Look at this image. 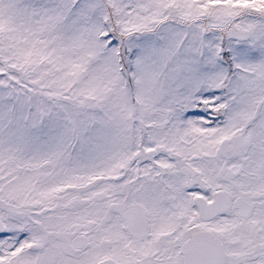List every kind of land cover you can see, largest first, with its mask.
<instances>
[{"label":"snow or ice","instance_id":"obj_1","mask_svg":"<svg viewBox=\"0 0 264 264\" xmlns=\"http://www.w3.org/2000/svg\"><path fill=\"white\" fill-rule=\"evenodd\" d=\"M0 264H264V0H0Z\"/></svg>","mask_w":264,"mask_h":264}]
</instances>
